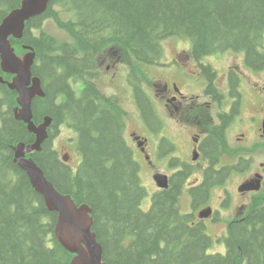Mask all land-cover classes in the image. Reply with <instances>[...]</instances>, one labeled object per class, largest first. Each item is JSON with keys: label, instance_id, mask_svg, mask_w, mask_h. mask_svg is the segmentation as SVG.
<instances>
[{"label": "trees", "instance_id": "obj_1", "mask_svg": "<svg viewBox=\"0 0 264 264\" xmlns=\"http://www.w3.org/2000/svg\"><path fill=\"white\" fill-rule=\"evenodd\" d=\"M57 1L71 2L77 12L76 20L66 21L48 6L50 18L56 19L74 42H59L48 33L35 39L32 22L24 38L38 49L43 61L40 68L35 66V74L54 80L46 97L34 101L36 122L47 114L54 116V122L43 149L33 156L61 192L71 194L78 204L91 205L105 260L110 264H264L262 193L252 199L243 219L229 223L224 253L209 252L213 239L207 228L180 209L178 197L188 170L174 176L172 188L158 194L148 212L141 209L147 191L133 149L122 137L126 114L118 98L105 95L96 82V59L110 44H121L138 60L152 64L164 54L162 41L174 35L193 40L196 58L228 49L244 50L246 63L262 70L264 0ZM17 5L19 0H0V22ZM134 71L140 73L141 69ZM0 75L6 76L1 65ZM70 78L83 81V89L71 88ZM215 78L213 71L209 74L211 91L218 96ZM237 84L234 76L232 93ZM60 93L66 98L57 102ZM16 95L15 90L0 84V264H71L73 254L55 234L58 214L47 208L43 196L14 161L13 144L35 139L23 121L1 110L4 105H16ZM225 116L224 124L215 125L205 140L203 151L212 165L203 183L192 190L195 204L231 170L248 164L247 158L240 157L231 167L214 169L223 154L235 151L226 141L231 115ZM61 123H67L79 136L82 160L76 170L62 162L51 146Z\"/></svg>", "mask_w": 264, "mask_h": 264}, {"label": "rangeland", "instance_id": "obj_2", "mask_svg": "<svg viewBox=\"0 0 264 264\" xmlns=\"http://www.w3.org/2000/svg\"><path fill=\"white\" fill-rule=\"evenodd\" d=\"M58 9L62 16L66 19L72 18L73 11L70 9L68 4H58L54 7ZM44 30L54 34L60 39H70V36L66 31L61 29L53 18H43ZM36 33H39V30H35ZM191 41V40H190ZM164 45L166 47L167 56L169 58H175L177 63H169L167 65H146L143 64V69L140 71L139 75H136V82L145 81L142 84L147 91L150 99L154 101L156 100V110L160 114L161 122L151 117L150 120L146 117V120L143 121L140 114H138V106L136 104L135 95L133 93V88L130 85L129 78L132 74L130 70L133 65V60L125 55L122 47L115 45L114 50L116 54L113 55L114 59L117 58L118 55H122L126 61L119 65L112 66V60L109 58V54L112 53L113 49H110L104 53L103 58H107L108 65H110L109 69L107 66H104L103 75L100 79H98V83L101 87L106 88L108 93H113L118 95L126 110L129 112L128 115V123H129V131L136 130L140 134H148L145 131V126L151 125L152 127L156 126V130H154V142H158L159 139L155 138V134L159 137L168 135L170 139L174 140L176 144L175 155L182 156L190 160L191 156V135L193 134L195 125L185 124L184 122H178L176 118H174V113L170 111H166L163 104H161V99L157 100L155 98L154 91L159 89V85L168 82L171 86L176 83L183 92L194 95L198 97L197 101L203 99L202 95L204 94L206 84L203 77L197 79L196 77L187 73V69L190 73H193L197 66L193 62V59L187 55L188 51L190 52V43L184 37L172 36L165 39ZM102 58V59H103ZM204 62L213 65L217 70V84L221 88L222 92L226 95L228 93V73L231 70L232 77L235 76L236 79L242 77V81H240V87L242 96V106L243 113L240 111L239 114L234 118L232 123L229 124L227 137L230 145L238 150L237 154L234 155L233 158H225L221 160V165H223L226 160H229L230 163H236L239 159V155L248 158L250 162L246 170L243 172L232 174L227 178V181L222 185L214 188L212 190V194L210 198H208V202L214 205L217 211L220 209L218 215L216 216V220L208 221V225H210V234L213 235L215 242L212 253L214 252H225V241L223 237L227 232V222L225 219H231L236 216L240 210V207L248 202L250 197L253 195L249 194H241L239 192L238 187L241 183H243L248 178H253L255 172H261L264 174V138L262 136V121L264 119V71H256L250 68L247 63H244V54L242 52H234V51H226L222 53H217L213 56L205 58ZM187 69H186V68ZM180 76H188L192 78L196 85L188 86V81L185 79L179 78ZM51 82V81H50ZM84 87V82H82V86L80 87L81 91ZM140 96L145 98L146 103L150 107L152 111L151 102L147 97L145 92H140ZM228 95L227 100L225 101L224 108L226 111L230 113V109L232 108L233 103L235 102L234 98ZM192 104L187 106L186 112L188 116L193 115ZM211 110L213 115L218 120L216 113L220 110L217 104L211 105ZM191 114V115H190ZM155 115V114H154ZM185 115V114H184ZM186 117V115H185ZM192 119V117H190ZM166 131L167 133H163L161 131ZM168 137V138H169ZM76 135L74 131L66 124H60L58 129L55 132L51 140L52 147L58 152V156L60 159H63L68 155L67 163L76 167L80 163V154L77 147ZM55 139V140H53ZM128 141L131 143V139L128 138ZM262 143V144H261ZM178 145V150H177ZM171 153H164L162 156L163 165L159 163L157 169H165L170 165V159L164 157ZM139 158V156H138ZM184 159V160H187ZM140 160V158H139ZM167 166V167H166ZM193 175L191 178V182L188 183L189 186L197 184V182L201 179V173L199 172V168H202L199 163L193 166ZM169 172L173 173L175 170L168 168ZM152 171L149 169L141 173V178L146 183L152 182L151 177ZM150 190V187H147ZM156 190L157 188L154 187ZM264 191V188L263 190ZM152 193H149V197L151 198ZM183 209L192 211L193 207H188L189 201H191V197H187L186 194H183ZM146 207V205L144 206ZM202 207L200 205L194 207V211L200 210ZM216 238V239H215ZM223 240V242H222ZM211 252V251H210Z\"/></svg>", "mask_w": 264, "mask_h": 264}, {"label": "water", "instance_id": "obj_3", "mask_svg": "<svg viewBox=\"0 0 264 264\" xmlns=\"http://www.w3.org/2000/svg\"><path fill=\"white\" fill-rule=\"evenodd\" d=\"M50 1L23 0L22 6L13 10L0 24V54L3 70L17 74L13 82L9 84L20 93L18 101L22 108H18L16 117L28 123V129L31 132L38 134L35 143L30 145L20 143L15 146V161L27 172L35 188L44 195L49 208L59 213L56 233L60 242L68 250L77 253L78 256L72 263L109 264L104 260L103 245L98 243L97 233L92 229L93 217L90 215L92 208L86 203L78 205L71 195L59 192L33 159L24 158L27 151L41 148V143L48 136L47 127L51 119L47 118L39 126L32 121V99L36 94H43L40 78H32V65L36 53L29 52L24 58L18 57L8 38L11 35L22 36L26 20L44 12ZM32 81L34 85L30 86ZM261 177L257 175L255 182L242 184L239 189L241 191L260 189ZM211 213L212 208L208 207L201 211L200 216L207 217Z\"/></svg>", "mask_w": 264, "mask_h": 264}, {"label": "flooded vegetation", "instance_id": "obj_4", "mask_svg": "<svg viewBox=\"0 0 264 264\" xmlns=\"http://www.w3.org/2000/svg\"><path fill=\"white\" fill-rule=\"evenodd\" d=\"M177 90H178V88H177ZM155 95L158 97L159 95H161V97H163V98H165L166 99V101H169V99H170V95H169V83L168 82H166V83H164L163 85H161L160 87H159V89H156V91H155ZM168 96V97H167ZM183 104H184V101H180L179 102V104L177 103V104H175L174 105V108L172 107V106H170L169 104H166L167 105V107H168V110L171 112V113H174V116L177 118V120L179 121V122H182V121H187V122H189L188 121V119L185 117V110H183ZM196 117V116H195ZM196 118H198V117H196ZM190 124V123H189ZM188 124V125H189ZM192 125H195V127H194V130H192L193 131V134L191 135V139H192V141H193V145H194V147H195V145H197V147H198V149L200 150V152L204 149L203 147H202V142H203V139L205 138V136H206V133L204 132V130H206V128L202 125L203 124V122L201 121V120H198V121H196V124H194V123H191ZM195 137H197L198 138V142L196 143L195 141H194V138ZM152 158V160L150 161V160H146L145 158H144V162L147 164V165H150V166H154L155 165V162H154V160H153V157H151ZM210 167V165L208 166V168ZM207 168V169H208ZM250 193H252V192H248V194H250ZM216 215V214H215ZM215 215H213L212 217H211V219L212 218H214L215 217ZM205 220V219H204ZM204 220H202V221H204Z\"/></svg>", "mask_w": 264, "mask_h": 264}, {"label": "bare ground", "instance_id": "obj_5", "mask_svg": "<svg viewBox=\"0 0 264 264\" xmlns=\"http://www.w3.org/2000/svg\"><path fill=\"white\" fill-rule=\"evenodd\" d=\"M48 5V4H47ZM47 9H48V7H47ZM29 20V19H28ZM3 22H0V24H2ZM41 78V77H40ZM97 240H98V243L99 244H101V246H102V243L100 242V240H99V238H98V236H97ZM60 241V240H59ZM62 244V243H61ZM63 245V244H62ZM64 246V245H63ZM65 247V246H64ZM103 247V246H102ZM66 248V247H65ZM67 249V248H66ZM68 250V249H67ZM103 250H104V247H103ZM71 264H73L72 262H71Z\"/></svg>", "mask_w": 264, "mask_h": 264}]
</instances>
